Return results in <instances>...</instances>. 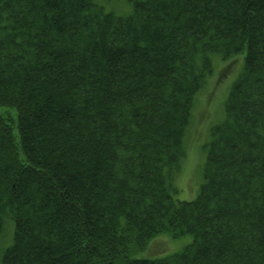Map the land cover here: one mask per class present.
<instances>
[{"label": "trees", "instance_id": "obj_1", "mask_svg": "<svg viewBox=\"0 0 264 264\" xmlns=\"http://www.w3.org/2000/svg\"><path fill=\"white\" fill-rule=\"evenodd\" d=\"M100 1L0 0V264H264V0ZM213 56L243 66L179 200Z\"/></svg>", "mask_w": 264, "mask_h": 264}, {"label": "rangeland", "instance_id": "obj_2", "mask_svg": "<svg viewBox=\"0 0 264 264\" xmlns=\"http://www.w3.org/2000/svg\"><path fill=\"white\" fill-rule=\"evenodd\" d=\"M123 1L115 0L114 5L108 4L109 2L107 3L106 0L100 2L106 5V9L110 8L116 13L120 12L118 14L125 15L129 11L126 12L128 4L125 0ZM211 63V71L203 87L196 94L191 108L190 121L184 137V157L179 169L172 177L175 197L179 200H190L197 193L202 180L201 169L205 159V146L209 139L210 127L218 123L224 115V102L231 84L242 69L243 58L242 56H235L224 60L219 56H213ZM0 114L15 118V111L10 107L0 106ZM10 229L11 224L9 222L0 237L1 247L10 241ZM186 237L188 236L172 238L165 233H159L151 240L145 255L154 257L176 252L183 246L182 243L185 242Z\"/></svg>", "mask_w": 264, "mask_h": 264}]
</instances>
